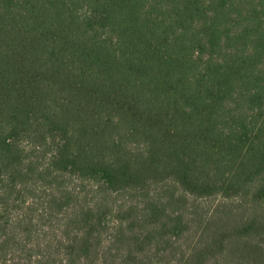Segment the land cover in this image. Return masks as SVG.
<instances>
[{"label": "trees", "instance_id": "1", "mask_svg": "<svg viewBox=\"0 0 264 264\" xmlns=\"http://www.w3.org/2000/svg\"><path fill=\"white\" fill-rule=\"evenodd\" d=\"M0 264H264V0H0Z\"/></svg>", "mask_w": 264, "mask_h": 264}]
</instances>
